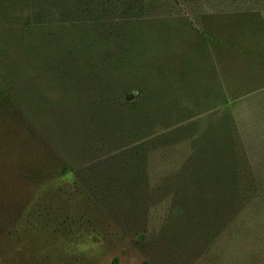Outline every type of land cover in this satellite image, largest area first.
<instances>
[{
	"label": "rangeland",
	"instance_id": "rangeland-1",
	"mask_svg": "<svg viewBox=\"0 0 264 264\" xmlns=\"http://www.w3.org/2000/svg\"><path fill=\"white\" fill-rule=\"evenodd\" d=\"M262 10L0 0V264H264L263 110L204 39Z\"/></svg>",
	"mask_w": 264,
	"mask_h": 264
},
{
	"label": "crops",
	"instance_id": "crops-1",
	"mask_svg": "<svg viewBox=\"0 0 264 264\" xmlns=\"http://www.w3.org/2000/svg\"><path fill=\"white\" fill-rule=\"evenodd\" d=\"M214 29L205 36L221 98L235 111L244 104L247 109H262L264 115V10L229 29L222 25ZM251 101L262 107L251 106Z\"/></svg>",
	"mask_w": 264,
	"mask_h": 264
},
{
	"label": "trees",
	"instance_id": "trees-1",
	"mask_svg": "<svg viewBox=\"0 0 264 264\" xmlns=\"http://www.w3.org/2000/svg\"><path fill=\"white\" fill-rule=\"evenodd\" d=\"M204 39H205V45L207 44L206 43V36H205V33H204ZM210 62V61H209ZM210 64H211V62H210ZM208 66V65H207ZM211 68H212V64H211ZM208 73V72H207ZM212 77H213V81H211V76H209V81H208V79L206 80V83L208 84V83H212V85L214 84L215 85V87H216V85H218V91H217V89L215 88V91H216V95H215V98H220V100H221V109H229V107H228V105L226 104V100L225 99H222L221 98V94H220V90H219V83H218V77H217V74H216V72H215V70L212 68ZM187 91H189V90H187ZM126 98H127V100H129V99H131L132 98V95H128V96H126ZM183 99H188V100H192V99H196V96H191V93H190V91L188 92V95L187 96H185V97H182L181 98V100H183ZM189 112H190V110H189ZM240 151H241V147H240ZM241 154H242V156H245L244 154L245 153H243V150L241 151Z\"/></svg>",
	"mask_w": 264,
	"mask_h": 264
}]
</instances>
